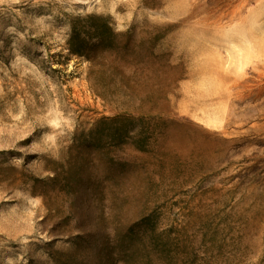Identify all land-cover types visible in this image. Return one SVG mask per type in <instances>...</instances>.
I'll return each mask as SVG.
<instances>
[{
	"label": "rangeland",
	"instance_id": "1",
	"mask_svg": "<svg viewBox=\"0 0 264 264\" xmlns=\"http://www.w3.org/2000/svg\"><path fill=\"white\" fill-rule=\"evenodd\" d=\"M0 264H264V0H0Z\"/></svg>",
	"mask_w": 264,
	"mask_h": 264
},
{
	"label": "trees",
	"instance_id": "2",
	"mask_svg": "<svg viewBox=\"0 0 264 264\" xmlns=\"http://www.w3.org/2000/svg\"><path fill=\"white\" fill-rule=\"evenodd\" d=\"M105 28H106V26H105ZM107 32L110 33L111 35H113L112 31L110 30L109 27H107ZM72 34H73V39H74L75 36L78 37L80 35V33H78V31H76V30H73ZM82 41L84 42V40H82ZM80 45H81V43H80ZM70 49H71V53L72 54L81 56L82 51H81V47L80 46L79 47L77 46L75 48L71 47Z\"/></svg>",
	"mask_w": 264,
	"mask_h": 264
}]
</instances>
